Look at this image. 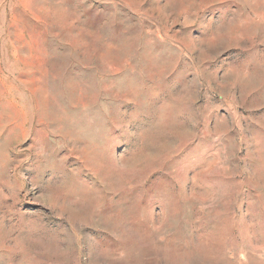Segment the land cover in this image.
Segmentation results:
<instances>
[{"label":"rangeland","instance_id":"rangeland-1","mask_svg":"<svg viewBox=\"0 0 264 264\" xmlns=\"http://www.w3.org/2000/svg\"><path fill=\"white\" fill-rule=\"evenodd\" d=\"M0 264H264V0H0Z\"/></svg>","mask_w":264,"mask_h":264}]
</instances>
